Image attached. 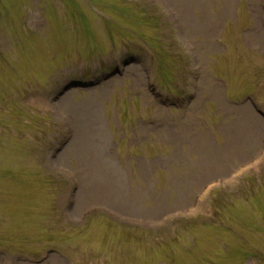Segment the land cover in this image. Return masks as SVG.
<instances>
[{
  "label": "rangeland",
  "instance_id": "rangeland-1",
  "mask_svg": "<svg viewBox=\"0 0 264 264\" xmlns=\"http://www.w3.org/2000/svg\"><path fill=\"white\" fill-rule=\"evenodd\" d=\"M0 264H264V0H0Z\"/></svg>",
  "mask_w": 264,
  "mask_h": 264
},
{
  "label": "water",
  "instance_id": "water-1",
  "mask_svg": "<svg viewBox=\"0 0 264 264\" xmlns=\"http://www.w3.org/2000/svg\"><path fill=\"white\" fill-rule=\"evenodd\" d=\"M73 85H78V83H75V84H73Z\"/></svg>",
  "mask_w": 264,
  "mask_h": 264
}]
</instances>
